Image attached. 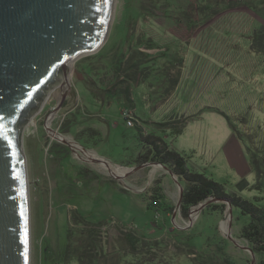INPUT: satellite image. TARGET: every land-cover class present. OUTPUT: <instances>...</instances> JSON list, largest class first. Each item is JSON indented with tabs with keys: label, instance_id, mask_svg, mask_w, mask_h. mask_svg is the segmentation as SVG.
Here are the masks:
<instances>
[{
	"label": "rangeland",
	"instance_id": "obj_1",
	"mask_svg": "<svg viewBox=\"0 0 264 264\" xmlns=\"http://www.w3.org/2000/svg\"><path fill=\"white\" fill-rule=\"evenodd\" d=\"M176 1L182 9L172 20L166 17L175 12L173 0L169 10L162 13V9H148L146 0H115L105 44L73 64L61 107L56 108L62 80L58 74L57 83L23 126L31 219L30 264L51 263L47 251L55 252L63 246L68 212L74 209L87 222H100L102 240L109 252L114 240L129 231L147 241L149 254L153 255L139 254L140 261L128 255L129 264H144L145 258L150 260L147 264H201L206 252L217 258L222 255L233 264H258L260 257L240 238L244 219H238L237 213L230 216L228 206L221 215L206 209L207 205L226 202L210 200L184 219L179 206L184 187L178 179L159 164L141 163L140 155L145 150L137 139L134 123L155 133L151 122L172 115L193 116L172 143L186 157L192 171L224 184L229 192L236 191L240 178L251 184L264 182V155H260L264 154V115L259 110H264V103L259 104L264 93V56L249 49L246 41L254 28L264 25V20L248 7L237 6L192 34V27L184 20L193 1ZM139 41L141 45L136 46ZM128 43L152 58L159 56V68L132 86L134 104L130 106L120 90H102L110 87L109 80H115V60L106 56H119ZM175 59H183L182 76L175 93L169 96L164 94L163 68ZM221 111L234 124L233 130L242 133L240 141ZM65 129L69 132H62ZM51 130L70 141L71 147ZM90 130L98 132L99 137L92 136ZM55 143L69 148L61 159L63 149L54 148ZM85 151L94 158L89 159ZM158 195L161 200L154 202L152 198ZM153 204L161 206L152 208ZM189 237L196 246L193 253L189 250L192 246H187L191 243ZM205 240L215 243L201 245Z\"/></svg>",
	"mask_w": 264,
	"mask_h": 264
},
{
	"label": "water",
	"instance_id": "obj_2",
	"mask_svg": "<svg viewBox=\"0 0 264 264\" xmlns=\"http://www.w3.org/2000/svg\"><path fill=\"white\" fill-rule=\"evenodd\" d=\"M114 2L0 0V264L31 262L23 126L57 83L58 74L62 80L56 108L61 107L73 64L98 52L105 44ZM51 132L71 147L64 136ZM224 202L231 216V204ZM180 203L181 196L179 206Z\"/></svg>",
	"mask_w": 264,
	"mask_h": 264
},
{
	"label": "trees",
	"instance_id": "obj_3",
	"mask_svg": "<svg viewBox=\"0 0 264 264\" xmlns=\"http://www.w3.org/2000/svg\"><path fill=\"white\" fill-rule=\"evenodd\" d=\"M146 1L147 4H149L148 9H162L161 13L165 10L168 11L171 7V0ZM192 1L188 11L185 12L184 20L190 28L192 27V34H196L199 28L206 27L223 12L235 9L237 6L248 7L250 10L257 12L260 18L264 20V0ZM177 4L178 2L173 0L175 12L170 18L166 17L167 19L174 20L177 17L178 12L182 9L181 6ZM144 7H146L145 4ZM246 41L249 43V49L264 56V25L262 24L260 27L254 28ZM140 42L141 41L135 43L136 46L141 45ZM138 48H133V45L128 43L125 51L121 52L119 56H116V54L106 56L107 59L115 60L113 61L115 64L113 72L115 80L113 82L110 80L107 82L110 85L109 88L103 89L102 86H99V88L101 87L102 90L109 93L120 90L128 101L129 106L134 104L132 99V86L142 83L146 78L148 79L150 77L154 70L159 68L157 67L159 56L157 58H152L149 54L142 52ZM145 48L147 49V47ZM165 54V52L162 53V55ZM169 61L167 68L164 69L165 66L163 68L165 73L163 88L164 94L170 96L175 93L179 86L182 76L181 65L183 59ZM263 94L259 104L264 103ZM259 110L261 114L264 115V110H261V108H259ZM221 114L227 119L233 130L235 127L232 121L226 116L225 112L221 111ZM192 118L193 116L172 115V117L167 120L151 122V125L156 129L155 133H148L144 128L135 126L136 124L134 123L133 126L138 130L137 139L145 150V152L140 155L141 163L152 162L162 165L177 177L179 184L184 187L180 203V214L184 219L189 218L190 211L195 209V207L203 206L210 200L229 202L231 204L233 216L237 213L238 219H244V224L240 228V238L246 241L247 247L256 256L260 257L258 264H264V182H255L251 184L246 178H240L235 184L236 191L229 192L224 184L207 177L203 173L192 171L188 167L186 157L172 147L173 141L183 133L186 124ZM127 120L128 119L125 117V121ZM140 122L142 123L144 121L140 120ZM252 130L251 128V131ZM62 132H69V130L65 129ZM90 133H92L94 137H99L100 135L93 130H90ZM233 133L239 141L242 139V133L237 128L233 130ZM166 137L171 138L172 141H168ZM67 146L55 143L53 146L54 148L58 147L63 149L60 151V156L58 153L55 156H59L61 159L62 156L66 155L69 152V146ZM248 149L250 150L249 147ZM252 155L257 157L255 153ZM260 155L263 156L264 154L261 153ZM262 168L264 172V167ZM94 177L98 178L99 176L98 174H94ZM152 200L157 202L161 199L158 195L157 198L153 197ZM160 206V204L156 206L153 204L152 208L158 209ZM226 207V203L218 202L207 205L206 209L218 212L221 215L226 210ZM172 209L173 208H170V210ZM163 210H165V208ZM68 214L69 223L63 246L55 252L47 251L49 256L52 257V264H73V262H76V264H129V260H127L128 255H133V258L137 261H140L139 254L153 255L149 254L150 246L148 242L141 241L138 237L132 235L131 231H129L130 233L128 232V234L122 233L123 237L121 238L117 237L112 243V252H109L102 240V225H100V222H87L77 209L68 212ZM71 222L74 223L71 225ZM188 239L191 243H188L187 246L189 248L192 246V249L189 250L193 253L196 246L192 244L194 243L193 238L189 237ZM205 243L210 244L215 243V241L205 240L204 242H200L201 245ZM109 253H112L111 256H108ZM206 253H204L205 257L202 258L201 264H233L228 258L222 257V255L217 258L218 256L216 257L213 253ZM143 261H145L144 264H147L146 261L150 260L145 258Z\"/></svg>",
	"mask_w": 264,
	"mask_h": 264
},
{
	"label": "bare ground",
	"instance_id": "obj_4",
	"mask_svg": "<svg viewBox=\"0 0 264 264\" xmlns=\"http://www.w3.org/2000/svg\"><path fill=\"white\" fill-rule=\"evenodd\" d=\"M61 80V79H60ZM68 80H69V75H68ZM51 118V117H50ZM49 118V119H50ZM51 120H49V122H50ZM54 135V134H53ZM55 136V135H54ZM57 136V135H56ZM58 138H60L59 136H57ZM85 154L84 155H86L89 159H92V158H94V156H93V154L91 155L89 152H84ZM102 164H104V163H102ZM105 165V164H104ZM106 166V165H105ZM107 168V167H106ZM109 169V168H108ZM194 215V214H193ZM222 228L223 229H226V225L223 223V225H222Z\"/></svg>",
	"mask_w": 264,
	"mask_h": 264
},
{
	"label": "built area",
	"instance_id": "obj_5",
	"mask_svg": "<svg viewBox=\"0 0 264 264\" xmlns=\"http://www.w3.org/2000/svg\"><path fill=\"white\" fill-rule=\"evenodd\" d=\"M133 121L132 120H129V124L132 125Z\"/></svg>",
	"mask_w": 264,
	"mask_h": 264
}]
</instances>
